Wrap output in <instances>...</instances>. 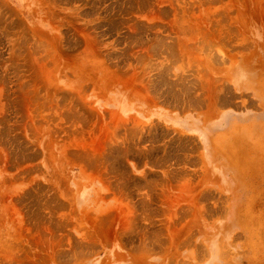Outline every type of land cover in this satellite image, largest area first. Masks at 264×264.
<instances>
[{"label": "rangeland", "instance_id": "374dc122", "mask_svg": "<svg viewBox=\"0 0 264 264\" xmlns=\"http://www.w3.org/2000/svg\"><path fill=\"white\" fill-rule=\"evenodd\" d=\"M259 129L264 0H0V264H264Z\"/></svg>", "mask_w": 264, "mask_h": 264}, {"label": "crops", "instance_id": "0c3cea01", "mask_svg": "<svg viewBox=\"0 0 264 264\" xmlns=\"http://www.w3.org/2000/svg\"><path fill=\"white\" fill-rule=\"evenodd\" d=\"M225 115V117H228L227 119H225V123L226 124H223V123H219L218 125H220L221 127H218L216 130L213 128V127H211V126H205V124L202 122V120H204L203 119V117H205V115L203 114V116H202V119H201V127H202V130H200V133H202V132H205V135H206V137H204V139H205V142H207V144H208V141H210V140H216V138H217V136H219V135H221V133H223V132H221L224 128H226L227 127V129L229 130V126H230V122H232V121H230V118H231V116H232V114H230V113H225L224 114ZM224 117V118H225ZM247 118H251V116H247V117H243V118H241L242 120H246ZM196 121H198V120H194V122L192 123V124H195V122ZM195 126L196 125H194L193 126V130H196V129H198L197 127L195 128ZM199 125H198V127H200ZM226 126V127H225ZM195 128V129H194ZM262 130H264V129H259V130H257V131H262ZM203 135V134H202ZM259 143H261V144H263L264 145V139H261L260 141H259Z\"/></svg>", "mask_w": 264, "mask_h": 264}]
</instances>
